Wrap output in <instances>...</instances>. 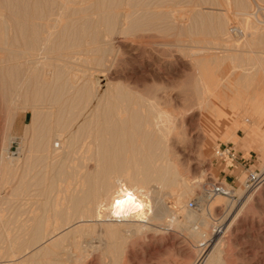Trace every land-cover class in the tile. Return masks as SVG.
I'll list each match as a JSON object with an SVG mask.
<instances>
[{"label":"bare ground","instance_id":"1","mask_svg":"<svg viewBox=\"0 0 264 264\" xmlns=\"http://www.w3.org/2000/svg\"><path fill=\"white\" fill-rule=\"evenodd\" d=\"M182 2L185 3L187 1L0 0V31L2 30L0 35L1 100L4 104L13 105L20 99L21 102L32 105V122L28 125L27 130L25 131V143L27 140L29 142V140L32 139L33 143L32 141L31 143L37 148L33 150L41 151L42 154L40 153L39 156L42 155L45 159V161L43 159L41 160L48 164L56 165L57 173H55L58 175L54 177L56 180L61 179L62 176H67L66 170L69 171L72 179L70 193L64 194L66 190L63 191V194L65 195L64 197L67 195L69 198L65 199L68 200V203L70 202L69 206L66 204L67 207H69L67 209L71 210V212L69 211L71 213V215L69 214L71 218L68 216L70 218L68 221L70 222H65L64 224L65 226L67 225L66 228L68 231L54 239L49 245L47 244L48 246L45 244V246L43 243L53 236L55 237V234H58L55 233V230H59L60 227L56 226L54 223L55 228H53V226L52 229L50 228L51 223L47 225L48 223L46 221L45 223L47 224L43 225L44 219L38 216L39 213L36 215L32 213L34 216H27L28 218H26L23 223L21 222L19 226L22 231L24 230L21 234L19 233V237H23L24 239L21 240L19 238V242L15 241L17 245L24 246V248L26 246L36 247L37 244L41 243L44 247L36 250L32 248L34 250L32 254L18 259V261L10 259L7 262L14 261L15 263L12 262V264H92V258H94L92 255H94V251L101 255L100 259V256H98L99 261L97 260V264H99V262L101 264H126L131 262L128 257V252L130 247L133 248L135 246L138 238H142L146 243L147 240L151 242L154 241V247L159 248V252L169 250L168 248L162 249V247L168 246V239L166 240V237L174 232H185L191 240V243L196 244L203 239H206L208 242L212 237L210 236V229L213 225L210 221L212 218V212L219 207L224 208L225 206H234L233 201L229 197L221 195L212 196L209 195L206 190H204L198 198V207L195 210L188 209L187 205L184 203L194 187L197 189V187L193 186L191 183L197 186H202L203 180L198 179L195 182L190 181L191 183H189V178L187 179L184 177L181 173V169L179 172L177 169L179 166L173 160L172 155L171 148L173 146L171 147V145L174 143L171 142V145H169V139L172 137V134H174L173 131L176 129L177 120L180 121H178L179 123L182 121V123L186 125V123L190 124L193 119H196V116L194 117V112L197 104H193V106L189 104L188 101L186 105H189H185L177 112L167 111L162 105L163 110L173 117L172 127L167 131H164L163 123H161V126L158 129L156 117L148 107L149 103H158V101L161 100L160 97L162 96H159L160 94H158L157 97L155 94L158 90L161 91L158 87L154 86V89L157 88V91L155 90V92L152 90L153 87L152 89H148L149 85L145 86L147 87L146 90H150L149 92H155L153 93V96L155 95L159 98L160 100L158 99V101H156L157 99L155 96H151L152 93L149 95V92L148 95L145 94L147 97L139 95L143 89H141L142 91H139V93H135H138V97L134 96V94L131 96L130 92L129 94L127 92L124 93L122 91L123 89L119 91L120 88L125 86L121 85L120 88H117L116 85L121 84L119 81L117 84L114 82V87L118 90L114 89L115 91H112L108 86V88L106 87L107 90L102 93L100 92L99 87L92 85L89 81L84 83L85 80H82V82L79 80L82 83V86L79 81L80 85H74V83H72L74 82L73 80L78 79H73L71 74L72 78H70L73 80L70 82L71 79H68L69 76L67 77L69 74L66 73L65 76L64 73L66 70L62 68L60 71L64 70L65 72L63 71L60 75L62 77L65 76L69 80L67 81L65 80L66 78L63 77L62 79L65 81L63 82L58 70L61 66L63 67V65H59V68L55 66L56 69L54 67V65H56L54 63L56 60L53 61L55 58L51 57V53L54 51V47L52 46L56 45L54 44L55 42L60 43L59 45L61 46L76 45L82 47L88 42L89 44L94 43L97 51H99L102 56H99V54H96L98 55L96 56L92 51H90V53H88V51L87 54L89 55L86 57L87 59L85 58V61H88L89 58L90 60L93 59L92 57H89L91 54H93L95 58L99 57V59H101V57L106 58V56L110 57L109 55L118 52L122 46L124 47L123 43L125 41L119 39L121 35H127L129 32V35L132 33L130 37H133V33L135 32L132 31L138 30L137 32H139L141 29L143 31L146 30L144 32L147 33L148 28L151 27L153 29H160L165 33V35L162 36L165 38L161 41V45L163 49H167L174 53L172 56L178 55L181 51L183 52L186 50L188 57H193V59H195L198 55L207 56L212 53L213 56H220L218 54L220 52L218 51V48L229 50L228 52L225 50V52H227L226 55L230 53L233 64L230 67H224V71L219 74L220 77L215 80L216 84L213 82V87L218 83H221V80L228 73H231L229 75L230 77L232 74H235L242 76L243 78L241 79H244L245 77L247 80L251 76L256 77L260 74L264 75V27L261 26L263 23L260 25L258 20L257 22L255 21L257 19L255 17L256 11L258 10L257 8H261L260 6L262 3L258 0H213V4L212 2L211 4H215V6L218 5L217 7L224 12H218L219 10H216L213 11L217 12L216 14H210L213 13L211 10V12L208 11L210 13H207L205 12L206 10L203 11L200 9V3H202L201 0H188L189 3L187 2L186 4H191V7L188 5L187 8L184 7L185 4H182ZM207 2L208 1H206V3ZM182 5L183 9H190L188 11L186 9L183 10ZM208 6L211 5L209 4ZM43 8H48L47 10L49 12H53L54 8H60L62 12H57V15L55 14V16L51 17L50 14L44 13ZM233 8H235V12H232ZM44 17L50 18L46 20ZM257 17L260 20L259 15ZM43 18L46 20L45 22L39 21L40 19L43 20ZM232 19H236V22L233 20L235 23H233L234 27L229 26ZM238 30H241V34L240 32L238 33ZM144 32L141 31L140 33L143 34ZM155 32L157 31L155 30L154 33ZM233 32L235 33L232 34ZM139 38H141V36ZM144 39H146V37ZM14 40L20 42L22 48L17 50L10 49L9 46L15 42ZM40 41H43L44 46L40 47L37 45ZM149 41H152V39L150 40L149 38L148 42ZM158 42L156 41V43ZM126 43H129L127 39ZM150 45L152 44L150 43ZM223 45L225 47H223ZM95 46L92 48L95 49ZM60 47L58 46L56 51H58ZM78 48L79 47H77V49ZM81 48L78 49V52L79 50L82 51ZM77 49L75 48V52ZM56 51L54 53H56ZM60 52L63 51L60 49ZM204 58L211 59L210 57ZM217 58L218 57H214L213 60H217ZM225 58H228V56ZM94 59L93 62L95 63ZM107 60L110 61L111 59ZM174 61L177 60L174 59ZM58 63L60 64V62ZM100 63L102 64V61ZM148 63L149 62H147V64ZM72 66L70 65L68 67L71 68ZM68 67L66 69L69 70L70 68ZM114 67L116 68V66ZM93 68L95 69V67ZM74 70H77V68ZM97 71L96 73H98ZM77 76L79 77V75ZM229 76H227V78ZM202 78L203 77H201V79ZM241 79L239 80L240 82H242ZM198 81V83H200V77ZM203 81H205L206 86L207 81ZM240 82L238 83L240 84ZM148 83L149 82L146 84ZM129 84L127 83L128 86ZM244 84H246V82ZM77 85H79V87H77ZM130 85L129 90L132 87V83ZM135 85L137 84H134V86ZM221 86L219 87L221 88ZM199 87L201 88L202 86ZM204 87H202V89ZM111 88H113V85ZM205 88L207 89V87ZM217 88L218 87L215 89L217 90V96L216 94L214 95V93L210 94L208 92L210 89H207L210 96L214 95V98L216 96L213 100V104L214 102H219L223 99ZM134 89L136 91L139 90L135 87ZM134 89L133 91H135ZM196 89H198V91H194L195 97L198 96H196V93H201L199 88ZM143 93L142 95H144ZM197 99L203 101L205 98L203 96L200 99ZM172 100H176V98ZM209 100L210 99H208V101ZM251 100V104L247 105L248 107L244 110V115H247L245 116L244 121L249 127H251L250 130L255 134H257L258 131L264 132L263 105H260L262 103L257 104V101L255 102L253 99ZM204 101L201 103L204 104ZM208 103H205V105L207 104L208 108H210ZM161 104L163 103L161 102ZM205 105H203L204 109ZM201 107L200 110L203 108ZM205 110L209 111L208 109ZM202 113L206 112L203 111ZM196 115H198L197 111ZM222 117L224 116H221L217 121ZM235 123L237 122L235 121ZM190 126L191 125H186L185 128L182 127V129L180 127L179 129L185 131V129ZM186 130L191 131L188 129ZM183 135L185 134L183 133ZM55 138L59 140L57 146H55L56 144L54 143ZM12 141L11 138V142ZM207 141L208 139L202 146V151L204 153L207 151ZM32 144L30 146H32ZM20 150L21 149H19V151ZM5 151L8 150L5 149ZM6 160H4L5 163H7ZM90 161L94 162L93 166H88V162ZM12 165L13 164H11L9 168ZM5 167L8 166L6 165ZM8 171H6V173ZM4 175L2 177H4ZM5 176L7 177V174ZM115 176L123 177L131 185L139 184L146 189L148 203L151 205L147 219L140 220L135 215H131L120 222L97 219L95 214L96 204L100 201L106 200L109 194L114 190L115 185L112 183V178ZM24 178L27 179V176ZM0 179V181H2V178ZM8 179L7 181L9 183L10 179ZM20 179L22 180V178ZM32 183L31 179V184ZM28 184L30 185V183ZM203 186L205 187V183ZM27 188L31 189L30 186ZM176 188H181L182 194L178 195L175 198L174 204L170 206L166 200L168 197L166 194L169 193V191L176 190ZM202 188L203 187H201V189ZM20 191L19 194H17L19 196H21ZM57 193L59 194V192ZM58 194L57 196H59ZM32 195L34 194L32 193ZM61 196L62 195H60V197ZM248 196L247 200H250L252 195ZM28 200L29 197L24 196V202L22 203H29ZM40 204L42 203L40 202ZM25 208H22L23 213L27 212ZM44 209H46V207ZM37 210L39 209L37 208ZM46 210L49 212L50 208L49 210ZM64 210L62 211L64 212ZM47 211L44 210L45 213H48ZM3 220V216L0 215L1 226L2 223H4L2 222ZM263 220L264 218L260 219L259 222H262ZM7 222L9 221L7 220ZM7 222L5 221L6 224ZM77 222H79V224H77ZM232 225L234 224L231 223L230 226H228V230L232 228ZM48 227L51 231H49L50 229ZM10 231H12V229ZM66 239H69L68 243H70V249H64L61 251L54 250L53 246L63 245ZM11 243H13L12 240L10 241V244ZM94 243L98 244L94 245ZM146 243L144 245L149 247L153 246L152 244ZM228 243L227 240L224 241L223 237L219 238L213 242V249L207 253V255L202 256L203 259L200 261L198 260L196 264H224V257ZM174 245L175 243H172L169 248H173ZM90 250H92V253ZM11 251L10 249L8 250L9 255L7 254V257L9 258L13 257L12 255L16 250L14 252ZM19 251L23 252V248L20 247ZM143 253L146 255L145 251ZM42 256L48 258H43Z\"/></svg>","mask_w":264,"mask_h":264},{"label":"rangeland","instance_id":"2","mask_svg":"<svg viewBox=\"0 0 264 264\" xmlns=\"http://www.w3.org/2000/svg\"><path fill=\"white\" fill-rule=\"evenodd\" d=\"M186 1L188 2V0H186ZM201 1H202V3H200V9H202L203 11L206 10L205 12H207V13H210L211 11L213 12L216 10L217 11L219 10L218 12H224L222 9H219L217 7L218 5L217 6H215V4L212 5L213 0L212 1L211 0H204V1L201 0ZM206 1H208V2L206 3ZM258 1L260 3H262V5L260 4L261 8H257L258 10L255 7V9L257 10L256 15H255V17L257 19L255 21L257 22V20H258L260 25L263 23L261 26L264 27V11H263L264 8H262V7H264L263 6L264 2H262L264 0H261V1L258 0ZM187 2H185V3L182 2V4L183 3L185 4L184 7L187 8L188 5H189V7H191V4H186ZM211 2H212V4H211ZM206 4H207V6H206ZM209 4L211 6H208ZM43 9H44V13L50 14L51 17L55 16V14L57 15L58 13L62 12L60 10V8H54L53 12H51V11L49 12L47 10L48 8H43ZM45 9H46V11H45ZM182 9H183V5H182ZM185 9H183V10H185ZM189 9L190 8H188L186 10L188 11ZM207 9H209V10H207ZM212 9H214V10H212ZM208 11H210V12H208ZM232 12H235V8L232 9ZM216 13L217 12H213L210 14H216ZM234 15H236V14H234ZM258 15H259L260 20L257 17ZM44 18H46V17H44ZM44 18H43V20L40 19L39 21L45 22L50 17L46 18V20H44ZM232 18H234V17H232ZM233 20L236 22V19H232L230 21V24H229L230 27L233 26V23H234ZM155 30L157 32L154 33ZM137 31H132V32L137 33V34L133 33L134 34L133 37L132 36L130 37V35L132 34L131 32H130L131 33L130 35L128 34L129 32L127 33V35L123 34L125 37L128 36V37H126V39L129 43H126V39L124 40L125 37L121 35V37L119 39L125 41L123 43L124 47L122 46L118 52H115V53L109 55L111 58L108 56H106V58L101 57V59H99V57L95 58L94 55L99 54V56H102V54L99 51H97L94 43L93 44L91 43L92 44L91 45L88 42L85 44L86 46L84 45V47H82V46H76V45L75 46H61V45H59L60 43L55 42L54 44H56V45L52 46V47H54V49H53L54 51L51 53V57L55 58V59H53V61L56 60V62H54L56 64V65H54V67L56 66L57 68H59L60 67L59 65H63V67L61 66L58 69L59 75L61 73H63V71H64V70H62V71H60V70L62 68L65 69L66 72L64 71L65 72L64 74H65V76H66V73L69 74V75H67V77L69 76L68 79H71L72 77H73V79H78V80H73V79L70 80V82H72V80L74 81V82H72V83H74V85H76V84L80 85L82 80L83 81L85 80L84 83H87L89 81V82H91L92 85L99 87V90L102 93H104L107 90L108 86H109V89H111L112 91L114 89L118 90V89H116V87H114L118 81L121 84L120 85L117 84L116 85L117 88L118 87L120 88L121 85L126 86V87L124 86L123 88H120L119 91H121L123 89L122 91L124 93L127 92L129 94V92H130L131 96H133V94H134V96H137V97H138L139 91H142L141 89H143L144 93L142 91L141 94L139 93V95H141V96H146L145 94L148 95V92L150 90L149 91L146 90L147 87H145V86L149 85L148 89H150V88L152 89V87H153V89H152L153 91H155V90L157 91L156 87H158V89L161 90V91L158 90L159 93H158V91H157V93H155L156 91L155 92L151 91V92H149V95H151L150 93H152L151 96L154 97L155 95L153 96V93H155L158 97V94H160L159 96H162L163 98L160 97V99H161L160 100L159 98H157L155 96L157 99L156 101H158V99H159L163 104H161L160 101H158V104L161 107L163 105V107L167 111H170V112H173V111L177 112L179 109H182L188 101H189L188 103L191 105L197 104L195 106V112H194V114H195L194 117L196 116L195 117L196 119L195 120L193 119L192 122H190V124L186 123V125H188V126L191 125L190 126L191 128L190 127L186 128V129L191 130V131H187L185 129V131H186V133H185V131L182 130L183 129L182 127L185 128L186 125L184 123H182V121H181V123H179L180 121L177 120L176 123L178 125L175 123L176 129L173 131L174 134H172V137L170 138L171 140L169 139V141H170L169 145H171V142L174 143L171 145V147L173 146L171 148L172 149V155H173V160L179 166V167H177L179 172L181 169V171H182L181 173L184 175V177H186L187 179L189 178L188 179L189 183L195 182L198 179L203 180L202 186H197V185L191 183L193 186H196L197 189H195V187H194L191 194L184 201V203L187 205L188 209L195 210L198 207V203H197V205H195V207H190V201L198 202V198L201 196L202 192L205 190V187L203 186L204 183L207 184L209 182H213V181H217L219 179H223V177H224V174L222 173L223 166L220 164L219 161H217V159L215 158V155H214V148L218 143H233L234 147L237 149V151H239L241 156H243L244 158L252 159V164H253L252 168H255V170L258 171L263 176V181H264V167H263L264 166L263 165V163H264V141H262V140H264V132L258 131V133L255 134L252 130H250L251 127H249L244 121L245 116H247V115H244L245 114L244 110H246V107H248L247 105L251 104V102H250V101H252L251 99H253V101H255V102L257 101V104L262 103L260 105H263V110H264V75L263 74H260L258 76L255 75L256 77L251 76L250 77L251 79L249 78L250 81H249V79L247 80L244 77V79L247 80V81H245L244 79H241V78H243L242 76L232 74L230 77L229 75L231 73H228L221 80V83H218L219 86L222 85L221 88L218 86V84L215 85V87H213L214 86L213 82H215V80L220 77L219 74H220V72L224 71V67H230L233 64V62H232L233 60H231L232 56L230 55V53H228V55H226L229 50L225 49L227 51V52H225L224 49L218 48V51H220L218 54L220 56H213V53H212V54L207 55V56L198 55V57L195 59H193V57L192 58L188 57L186 50L183 52L181 51L178 55L172 56L174 53L168 51L167 49H163V47L161 45V41L163 40V38H165L162 36L165 35V33H163L160 29H153L151 27L148 28L147 33L149 35L146 32H144L146 30L143 31L140 29L139 32H137ZM141 31L144 33L143 34L140 33ZM240 31L238 30V33ZM235 32H233L232 34H234ZM1 33H2V30L0 31V35H1ZM240 34H241V32H240ZM140 36H141V38H139ZM155 36H157V37H155ZM145 37H146V39H144ZM147 38H148V40H149V38H150V40L152 39V41L148 42ZM142 39H144L146 41H144ZM153 40H154V42H153ZM156 41L157 42L159 41L160 43L159 42L156 43ZM42 43H43V41H40V43L37 45L42 47V46H44V43H43V45H42ZM150 43L152 45H150ZM93 45L95 46V49L92 48V47H94ZM58 46L62 47V48L60 47V49L63 52H60V49L58 51H56ZM212 46H213V44H212ZM9 47L12 50H14V49L17 50V49L22 48V46L20 45V42H17V41L13 42V44H11ZM77 47H79L78 49H80L82 47L81 48L82 51L79 50V52H78ZM86 47H87V49H86ZM150 47L152 48V50ZM223 47H225V46L223 45ZM75 48L77 49L76 52H75ZM141 48H143V49H141ZM55 51H56V53H54ZM84 51H86V52H84ZM90 51H92L94 53V55L91 54L89 57H92L93 59L95 58L94 60H95L96 64L93 62V59L90 60L89 57H88L89 58L88 61H85V58L89 55V54H87V52L90 53ZM221 51H223L224 53ZM64 53H65V55H64ZM118 53H120V54H118ZM222 53L226 56H224ZM18 56H20V55H18ZM96 56H98V55H96ZM112 56H115V57H112ZM227 56H228V58H225ZM204 57H210L211 59H206ZM214 57H218L217 60H213ZM173 58L177 61H174ZM107 59H109V60L111 59V60L108 61ZM113 59H114V61H113ZM98 60L100 62L102 61V64ZM63 61H64V64H63ZM65 61H66V65H65ZM106 61H108V62H106ZM58 62H60V64ZM67 62H69V63H67ZM92 62L94 63V65ZM117 62H118V64H117ZM147 62H149V63L147 64ZM177 62H178V64H177ZM107 63L109 64V66ZM70 65L71 66L73 65L71 67L72 69L70 67H68ZM96 65H99V66H96ZM114 66H116V68ZM67 67L70 68L71 70L66 69ZM93 67H95V69ZM75 68H77L78 71L74 70ZM53 70H54V68H53ZM72 70H74V71H72ZM96 71L98 73H96ZM71 74H72V77H71ZM207 74H208V76H207ZM77 75H79L80 78ZM65 76H63V77L66 78ZM81 76H83V77H81ZM227 76H229V77L227 78ZM60 77H61V80H63V82H65L64 79H62L63 77L61 75H60ZM199 77H200V83L202 82L201 83L202 85L200 83H198ZM201 77H203L202 78L203 80L207 81L206 86H205V81H203L201 79ZM204 77H206V78H204ZM237 77H238V80H237ZM239 77H240L242 82L239 81L240 80ZM81 78H83V79H81ZM235 78H236V80H235ZM68 79L66 78L65 80L69 81ZM79 80H81V82ZM243 80H244V82H243ZM253 80H254V82H253ZM125 81L128 84L132 83V87H131L132 90L131 89L129 90V88H130L129 86H131V85L129 84V86H128ZM232 81L235 83H233ZM248 81L251 83H249ZM114 82H115V84H114ZM147 82H149V83L146 84ZM238 82H240V84ZM245 82H246V84H244ZM247 82H248V84H247ZM241 83H243V84H241ZM134 84H137V85L134 86ZM215 84H216V82H215ZM79 85H77V87H79ZM112 85H113V88H111ZM81 86H82V83H81ZM133 86L139 90L136 91ZM154 86H156L155 87L156 89H154ZM199 86H202V87L205 86V87H207V89H210V90L208 91L205 87L202 89V87L200 88ZM216 87H218L217 88L218 92H219V94L222 95L223 99L219 102H214V104H213V100L217 96V94H216L217 90H215ZM196 88H199V90L201 92L200 93L201 96L198 92V94L196 93V96L197 95L198 96L195 97V92L198 91V89H196ZM212 88H214V89H212ZM133 89L135 91H133ZM201 89H202V91H201ZM214 90H215V92H214ZM0 91H1V87H0ZM207 91L210 94L211 93L212 94L214 93V95L216 94L215 98L213 97L214 95L210 96V94ZM136 92H138V93L135 94ZM205 92H206V94H205ZM142 93L144 95H142ZM202 93L205 95H203ZM223 94H224V96H223ZM1 96L2 95L0 92V178H2V181H0V213H1L0 215H2L3 219H4L2 221L4 223H2V226L0 225V234H2V235H0V240H2V241H0V251H1L0 254L2 253L0 255V261H1L0 263L1 264H5V263L6 264H12V262H14V261H11V262H7V261H9L10 259L18 261V259L24 258V257L32 254V252H34L33 249H35V250L38 248L41 249L44 247L45 244L49 245L54 239L58 238L63 233H66L68 231L66 228L67 225L65 226L64 224H65V222H70L68 220L71 218L70 217L71 210L67 209V208H69V207H67V205L69 206L70 202L68 203V200H66V199H69V198L67 195H66V197H64L65 196L64 194L70 193V190L72 187L71 186L72 179H71L69 171L66 170L67 176L66 175L62 176L61 179L58 178L59 180H56V178H54L55 176H58L56 174L57 173L56 165L48 164L47 162H44L45 159L42 157V155L39 156V154L40 153L42 154V152L38 151V150L34 151L37 148H35L33 146L32 139H30L29 142L27 140L25 143V141H24V138L26 135L25 131L27 130L28 125H30L32 122V115H33L32 105L25 104L24 102H21L20 99L17 100L16 103L13 105H9V104L7 105V104L3 103V101L1 100L2 99ZM203 96L205 98L204 100H206V101H208V99H210L209 100L210 102L208 101L209 103L203 100L205 103H208L210 105V108H208L207 104L205 105V103L204 104L201 103L203 101L200 98ZM207 97H209V98H207ZM254 97H255V99H254ZM175 98H176V100H172ZM197 98H199L200 100H198ZM215 101H218V100H215ZM199 103L202 104L203 108L201 107V104H199ZM189 104H187L186 106H188ZM198 105H200V106H198ZM203 105H205V109H208L209 111L205 110ZM197 106H198V108H197ZM200 107L202 108L201 110H200ZM196 108H197V110H196ZM202 110L205 111L206 113H202L203 112ZM196 111H197V114L201 117L196 115ZM234 113H237V114H234ZM242 115H244V116H242ZM221 116H224V117H222L219 121H217ZM234 120L237 123H235ZM180 127L182 129H179ZM189 132H190V134H189ZM183 133L185 135H183ZM226 134H228V135H226ZM175 135H177V136H175ZM11 138L13 140L12 142H11ZM228 138H230V139H228ZM231 138H233V139H231ZM261 138H263V139H261ZM207 139H208L207 146H206L207 151L204 153L202 151V146H203L204 142H206ZM54 140H55L54 143L56 144V145L55 144L54 145L57 146V143L59 142V140L56 138ZM31 141H32V143H31ZM31 144H32V146H30ZM5 149H7L8 151H5ZM19 149H21V150L19 151ZM38 157L39 158L41 157V158L39 159ZM2 159H4V160L8 159V160H6L7 163H5L4 160H2ZM41 159H43L44 161ZM262 161H263V163H262ZM9 162H11V163H9ZM3 163L6 164L8 167H5L6 165H4ZM8 163H9V165H8ZM45 163H47V164H45ZM93 163H94L93 161L88 162V164H89L88 166H91V165L93 166ZM11 164H13V165L10 167L11 168L10 169L9 166ZM239 165L240 166L238 167V169H236V173L239 175L240 182L237 183V186H236L237 191H236L235 196L229 197L233 201L234 206H230V207L225 206L226 208L225 207L224 208L219 207L215 211L212 212V218L210 221L212 222L213 225L210 229V232H211L210 236H212L211 237L212 240L210 241V244L207 243L206 239H203L201 242H197L196 244L191 243V240L186 235V233L185 232L181 233L179 231V232H174L173 234H170L171 236L169 235L168 237H166V240L168 239L167 240L168 246L162 247V249L168 248L169 250L159 252V248L154 247V245H155L154 241L151 242V241L147 240V243L153 245V246L149 247L147 245H144L146 243V241H144L142 238H140V239L138 238L135 246L133 248L130 247V250L128 252V257L130 258L131 262L126 263V264H196L198 262V260L200 261L201 259H203L202 256L207 255V253H209L213 249V242H215L216 240H218L219 238H222V237H223L224 241L227 240L229 242L228 247L226 248V252H225L226 254L224 257V260H225L224 264H264V220L262 222H259L260 219L264 218V182L262 181L261 184L256 185L254 187L245 186L244 180L246 178V173L243 169L244 168L243 165H241V164H239ZM7 168H9V169H7ZM5 169H7V170H5ZM6 171H8V172L6 173ZM26 171H27V173H26ZM29 171H30V173H29ZM194 171H195V173H194ZM3 172L5 173V175L7 174V177L4 175ZM3 175H4V177H2ZM8 175L10 176V178ZM12 175H14V176H12ZM26 176H27V179L24 178ZM5 177H6V179H5ZM8 178L10 179L9 183L7 181ZM20 178H22V180H24V179L25 180L22 181ZM29 179H30V181H29ZM31 179L33 182L32 184H31ZM26 180H27V182H26ZM19 181H20V184H19ZM1 182H3V183H1ZM24 182L27 186L24 184ZM28 183H30V185ZM28 185L30 186L31 189L27 188V187H29ZM24 186L26 187V189ZM201 187H203V188L201 189ZM18 190L19 191L21 190L20 191L21 196L17 195V194H19ZM22 190H23V192H22ZM177 190H178V192H177ZM63 191H65V193ZM57 192H59V194ZM10 193H12L13 195ZM22 193H24V194H22ZM29 193L31 195L33 193L34 195L31 196ZM57 194L59 196H57ZM181 194H182L181 188L180 189L176 188V190L174 189L172 191H169V193L166 194L168 196L166 200L169 203V205L172 206V204H174V202H175V198ZM60 195H62V196L60 197ZM248 195H252V197H251L252 199L250 198V200L249 199L247 200V198L249 197ZM24 196L29 197V200H28L29 203H26V204L22 203V202H24L23 201ZM165 198H166V196H165ZM48 201H49V203H48ZM55 201H57V202H55ZM40 202L42 204H40ZM23 207L24 208L27 207V208H25L27 210V212L23 213V210H22ZM45 207L48 210L50 208V211L48 212L46 209H44ZM37 208L39 210H37ZM25 209H24V211H25ZM44 210L47 211L48 213H45ZM62 210H64V212ZM31 211H33V212H31ZM32 213H34L35 215L39 213L38 216H40L44 219L43 225H46L47 223H48L47 225H49L51 223L50 228H52L53 226H54L53 228H55V224H56V226L60 227V229L55 230V233H58V234H55V237L53 236L49 240L45 241V243H43L44 245L41 243V244H37L38 246L36 245V247L26 246L24 248V246L23 247L19 246L16 243V241L19 242L20 239L21 240L24 239L23 237L22 238L19 237V233L21 234L24 231V230L22 231V229H20L19 226H20L21 222L23 223V221H25L26 218L34 216V214H32ZM55 215H56V218H55ZM7 220L9 222H7ZM5 221L7 222V224L5 223ZM45 221L47 223H45ZM216 222H218V224L222 225L224 228H223L221 233H219L218 235L215 236L214 235V227H215ZM231 223H233L234 225H232V228H230L228 230V226H230ZM77 224H79V222H77ZM14 225H16L17 227ZM8 226L10 229L8 228ZM11 229H12V231H10ZM44 229H45V227H44ZM49 231H51V229ZM11 234H13V235H11ZM10 239L15 244H13V243L10 244V241H11ZM68 241H69V239L68 240L66 239L63 245L53 246L54 250L61 251L64 249H70L71 246H70V243H68ZM172 243H175L174 247L169 248V246H171ZM202 243H207L209 246H207L206 248H202L200 246ZM95 244L97 245L98 243H94V245ZM66 245H67V247H66ZM39 246H42V247H39ZM20 247L23 248V252L19 251ZM28 247H30V248H28ZM9 249H10V251L12 250L13 252L16 250L15 251L16 253L14 252L12 255L13 257H10V258L7 257V254L9 253L8 252ZM24 250H26V251H24ZM144 251L146 252V255L143 253ZM90 252L92 253V250H90ZM90 252H88V253H90ZM91 253H90V255H92ZM93 254L94 255H92V257H94V258H92L93 259L92 264H97L98 256H100L99 257V259H100L101 255H99V253H95L94 251H93ZM100 254H102V253H100ZM4 256H6V257H4ZM45 257H43V258H45ZM46 258H48V257H46ZM99 264H101V263L99 262Z\"/></svg>","mask_w":264,"mask_h":264},{"label":"clouds","instance_id":"3","mask_svg":"<svg viewBox=\"0 0 264 264\" xmlns=\"http://www.w3.org/2000/svg\"><path fill=\"white\" fill-rule=\"evenodd\" d=\"M148 107L156 117L158 129L161 123L164 131L172 127L173 117L158 103H149ZM112 183L115 185L114 190L106 200L96 204L97 219L120 222L131 215H135L140 220L147 219L151 205L148 203L146 189L139 184L131 185L120 176L113 177Z\"/></svg>","mask_w":264,"mask_h":264},{"label":"built area","instance_id":"4","mask_svg":"<svg viewBox=\"0 0 264 264\" xmlns=\"http://www.w3.org/2000/svg\"><path fill=\"white\" fill-rule=\"evenodd\" d=\"M214 155L217 161L223 166L222 173L224 177L223 179L205 184V190L209 195L235 196L237 183L240 182L239 175L236 173V169L240 166L239 164L243 165L246 173L244 180L245 186L254 187L262 183L263 176L255 168H252V159L241 156L233 143H218L214 148ZM195 205H197V202L190 201V207H195ZM222 230L223 226L216 222L214 235H218ZM211 240L207 243L210 244ZM207 243H202L200 246L206 248L209 246Z\"/></svg>","mask_w":264,"mask_h":264}]
</instances>
